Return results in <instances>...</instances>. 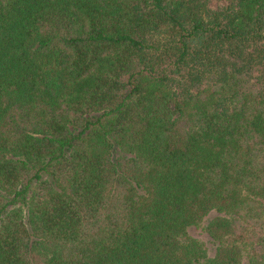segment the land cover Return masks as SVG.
Wrapping results in <instances>:
<instances>
[{
    "label": "trees",
    "instance_id": "16d2710c",
    "mask_svg": "<svg viewBox=\"0 0 264 264\" xmlns=\"http://www.w3.org/2000/svg\"><path fill=\"white\" fill-rule=\"evenodd\" d=\"M0 264H264V0H0Z\"/></svg>",
    "mask_w": 264,
    "mask_h": 264
}]
</instances>
